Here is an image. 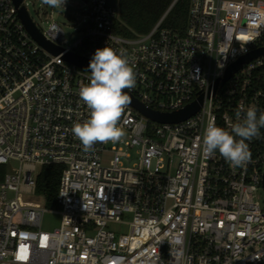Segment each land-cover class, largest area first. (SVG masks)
I'll return each mask as SVG.
<instances>
[{"label": "built area", "instance_id": "1", "mask_svg": "<svg viewBox=\"0 0 264 264\" xmlns=\"http://www.w3.org/2000/svg\"><path fill=\"white\" fill-rule=\"evenodd\" d=\"M82 2L73 42L58 22L41 28L32 19L56 54L13 0H0V264H264V128L246 141L243 167L205 154L202 143L209 123L231 133L238 112H264V55L223 80L264 46V0H190L183 27L162 26L173 2L131 37L117 29L118 2ZM106 46L126 54L136 77L127 91L144 108L172 113L197 101L199 109L163 122L129 103L125 135L86 152L71 128L88 118L79 90L90 72L64 55L91 60ZM52 164L61 166L56 208L28 198ZM47 212L60 216L49 230Z\"/></svg>", "mask_w": 264, "mask_h": 264}, {"label": "clouds", "instance_id": "2", "mask_svg": "<svg viewBox=\"0 0 264 264\" xmlns=\"http://www.w3.org/2000/svg\"><path fill=\"white\" fill-rule=\"evenodd\" d=\"M66 0H42L52 8L65 6ZM88 71L89 83L79 90V97L89 109L88 118L74 123L71 132L80 141L87 152L97 143L117 142L124 135L119 126L121 115L130 103L126 90L135 87L136 77L133 67L123 50L106 46L96 49L92 56ZM231 133L224 128L209 123L204 129L202 143L205 154L212 155L217 151L233 167H243L251 159V152L246 141L259 136L264 128V112L257 116L255 108H248Z\"/></svg>", "mask_w": 264, "mask_h": 264}, {"label": "trees", "instance_id": "3", "mask_svg": "<svg viewBox=\"0 0 264 264\" xmlns=\"http://www.w3.org/2000/svg\"><path fill=\"white\" fill-rule=\"evenodd\" d=\"M175 0H118L120 18L117 29L125 36L143 34L152 29ZM190 0H176L163 20L162 26L183 27ZM3 165H0V170ZM61 166L45 165L37 176L36 192L45 206L58 207V190Z\"/></svg>", "mask_w": 264, "mask_h": 264}, {"label": "water", "instance_id": "4", "mask_svg": "<svg viewBox=\"0 0 264 264\" xmlns=\"http://www.w3.org/2000/svg\"><path fill=\"white\" fill-rule=\"evenodd\" d=\"M13 1L15 3L16 7L18 8L19 17L21 18L22 22L24 23L27 30L31 33V35L40 44H42L44 47H46L48 50L52 51L53 53L57 54V53L61 52L60 47L52 44L51 42L47 41L43 37L41 32L38 30V28L36 27V25L32 21V18L30 16V14L28 13L26 7L24 5H20L22 0H13ZM117 2H118V0H108V3L112 6H116ZM259 55H264V46H260L256 49L252 50L251 52H249V54L244 55L238 61L232 63L228 67V69L226 71V75H225L223 80L225 81L233 72H235L242 65L243 62H246V61H248V60H250L256 56H259ZM64 58L70 62L77 64L78 66H80L82 68L88 69V65H89L90 60H88L82 56H79V55L74 54V53H66L64 55ZM128 94L131 98L130 104H132L133 106L138 108L140 111H142L147 116H149L155 120L163 121V122H165V121L175 122V121L185 119L188 116H190L191 114L195 113L199 109V105H200L199 102L194 101L179 111L172 112V113H159V112L144 108V106L131 93L128 92ZM201 101H202V97L200 98V102ZM263 185H264V180H263Z\"/></svg>", "mask_w": 264, "mask_h": 264}, {"label": "rangeland", "instance_id": "5", "mask_svg": "<svg viewBox=\"0 0 264 264\" xmlns=\"http://www.w3.org/2000/svg\"><path fill=\"white\" fill-rule=\"evenodd\" d=\"M27 11L30 14L33 21L38 24L41 28H45L51 21L58 22L66 37L70 42L77 40L80 36L78 30L75 27H79L80 24L77 22V17L80 13V9L85 7L82 0H66L65 6L60 8H52L42 3V0H24ZM18 164L12 162L7 167H16ZM31 200H40L37 194L28 197ZM258 199L264 201V195L261 191L258 192ZM60 216L57 213H45L43 217V228L46 230L57 227L59 224ZM112 228L115 225H111Z\"/></svg>", "mask_w": 264, "mask_h": 264}, {"label": "snow or ice", "instance_id": "6", "mask_svg": "<svg viewBox=\"0 0 264 264\" xmlns=\"http://www.w3.org/2000/svg\"><path fill=\"white\" fill-rule=\"evenodd\" d=\"M17 259L19 260H25L27 259V255L24 249H21V251L17 255Z\"/></svg>", "mask_w": 264, "mask_h": 264}]
</instances>
